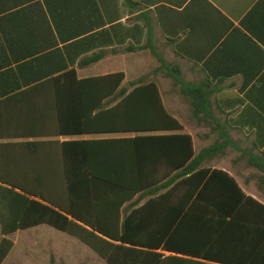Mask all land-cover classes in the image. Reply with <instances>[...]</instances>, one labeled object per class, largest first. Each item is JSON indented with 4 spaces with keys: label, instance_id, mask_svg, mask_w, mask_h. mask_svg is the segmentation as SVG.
I'll return each instance as SVG.
<instances>
[{
    "label": "trees",
    "instance_id": "1",
    "mask_svg": "<svg viewBox=\"0 0 264 264\" xmlns=\"http://www.w3.org/2000/svg\"><path fill=\"white\" fill-rule=\"evenodd\" d=\"M157 58L152 77L127 86L123 73L79 79L70 71L53 81L73 92L56 93L58 129L49 136H128L26 143L30 171L0 173V264L14 249L10 235L40 225L107 264H264V203L204 166L215 145L196 154L157 76L173 79L196 119L212 117L214 92ZM246 161L264 184V155L247 150Z\"/></svg>",
    "mask_w": 264,
    "mask_h": 264
},
{
    "label": "crops",
    "instance_id": "2",
    "mask_svg": "<svg viewBox=\"0 0 264 264\" xmlns=\"http://www.w3.org/2000/svg\"><path fill=\"white\" fill-rule=\"evenodd\" d=\"M157 57L214 92L212 117L196 119L189 108L183 119L157 76L196 154L215 145L204 166L264 203L262 173L246 161L247 150L264 155V0H0V173L30 171L26 143L127 137L49 136L58 129L56 93L73 92L53 81L70 71L123 73L127 86L152 77Z\"/></svg>",
    "mask_w": 264,
    "mask_h": 264
},
{
    "label": "rangeland",
    "instance_id": "3",
    "mask_svg": "<svg viewBox=\"0 0 264 264\" xmlns=\"http://www.w3.org/2000/svg\"><path fill=\"white\" fill-rule=\"evenodd\" d=\"M158 77H161L166 103L172 105V99L175 98L178 106L175 112L183 119L189 116V101L180 94L173 79L164 74ZM170 90L176 94L170 96ZM10 238L14 242V249L3 264H107L77 238L48 225L17 232Z\"/></svg>",
    "mask_w": 264,
    "mask_h": 264
}]
</instances>
